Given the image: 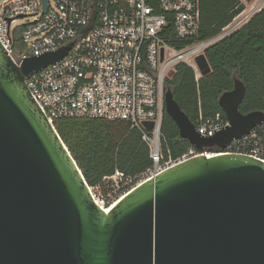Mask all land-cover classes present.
<instances>
[{
	"label": "water",
	"instance_id": "obj_1",
	"mask_svg": "<svg viewBox=\"0 0 264 264\" xmlns=\"http://www.w3.org/2000/svg\"><path fill=\"white\" fill-rule=\"evenodd\" d=\"M69 49L16 64L0 43V264H264V163L249 156L195 155L108 212L96 203L25 85ZM194 63L200 76L210 73L204 53ZM245 91L234 76L218 99L228 126L212 137L197 133L170 88L164 112L198 152L223 150L264 123L262 111H238Z\"/></svg>",
	"mask_w": 264,
	"mask_h": 264
},
{
	"label": "built area",
	"instance_id": "obj_2",
	"mask_svg": "<svg viewBox=\"0 0 264 264\" xmlns=\"http://www.w3.org/2000/svg\"><path fill=\"white\" fill-rule=\"evenodd\" d=\"M43 5V0H0L1 45L16 64L70 45L57 64L32 73L25 85L53 127L59 119L87 118L126 122L138 131L152 166L136 178L135 186L199 154L245 155L264 163V123L223 150L214 147L200 153L191 147L176 160L165 159L160 137L164 80L179 63L199 78L194 58L243 27L263 9L264 0L244 8L215 38L180 47L172 44H185L198 35L200 0H47L45 12ZM148 122L152 129L144 127ZM227 126L220 115H199L195 125L204 137ZM134 180L115 171L103 182L119 190ZM89 190L98 202L95 189Z\"/></svg>",
	"mask_w": 264,
	"mask_h": 264
},
{
	"label": "trees",
	"instance_id": "obj_3",
	"mask_svg": "<svg viewBox=\"0 0 264 264\" xmlns=\"http://www.w3.org/2000/svg\"><path fill=\"white\" fill-rule=\"evenodd\" d=\"M243 9L242 0H200L198 35L185 44L172 45L180 47L215 38ZM203 53L211 70L209 74L196 78L191 67L179 63L164 80L165 89H171L174 100L191 123L196 125L199 115L203 119L216 115L226 118L218 99L232 90L234 76L246 89L238 111L243 115L264 112V7L243 27L213 43ZM54 128L88 187L112 191L111 183L103 179L115 171L135 179L116 190L115 200L129 192L136 178L152 166L149 149L140 133L130 129L126 122L69 118L54 121ZM160 137L165 159L176 160L191 148L187 140L179 137L177 127L164 110Z\"/></svg>",
	"mask_w": 264,
	"mask_h": 264
},
{
	"label": "rangeland",
	"instance_id": "obj_4",
	"mask_svg": "<svg viewBox=\"0 0 264 264\" xmlns=\"http://www.w3.org/2000/svg\"><path fill=\"white\" fill-rule=\"evenodd\" d=\"M243 4H244V8L245 9H249L250 6L256 2V0H252L251 2L247 3L246 0H242ZM26 21H29V19H26L24 20L23 22L22 21H19L17 22L16 24H13L12 25V29L15 28V26H17V24H22ZM12 35L15 36V32L14 30L12 31ZM203 53V52H202ZM201 54V53H200ZM172 74V72H171ZM170 74V75H171ZM95 190H93V194L95 195L96 199L98 200V202L100 204H102L104 206V208H107L108 206H110L113 202H115L116 200V189H112V191H106L105 188L104 190L101 189V188H98V187H95L94 188ZM110 190V189H109ZM108 202L110 203V205L108 204Z\"/></svg>",
	"mask_w": 264,
	"mask_h": 264
},
{
	"label": "bare ground",
	"instance_id": "obj_5",
	"mask_svg": "<svg viewBox=\"0 0 264 264\" xmlns=\"http://www.w3.org/2000/svg\"><path fill=\"white\" fill-rule=\"evenodd\" d=\"M122 197H123V196H122ZM122 197H121V198H122ZM121 198H120V199H121ZM117 200H118V199H117ZM117 200H116L115 202H113L110 206H108L107 208H104L99 202H96V203H97L102 209H104L105 212H108V211H109V210H110V209H111V208H112V207H113V206L119 201V200H118V201H117Z\"/></svg>",
	"mask_w": 264,
	"mask_h": 264
}]
</instances>
